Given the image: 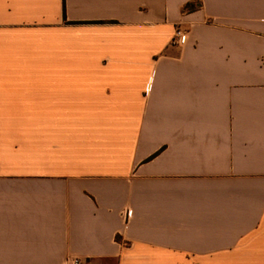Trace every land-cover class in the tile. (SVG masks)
I'll return each mask as SVG.
<instances>
[{"label":"crops","instance_id":"obj_1","mask_svg":"<svg viewBox=\"0 0 264 264\" xmlns=\"http://www.w3.org/2000/svg\"><path fill=\"white\" fill-rule=\"evenodd\" d=\"M72 260L264 264V0H0V264Z\"/></svg>","mask_w":264,"mask_h":264},{"label":"built area","instance_id":"obj_2","mask_svg":"<svg viewBox=\"0 0 264 264\" xmlns=\"http://www.w3.org/2000/svg\"><path fill=\"white\" fill-rule=\"evenodd\" d=\"M172 42L178 46H183L186 42V35L181 30L176 29L174 32ZM127 215H129V212L127 213ZM68 264H79V262L76 260H72Z\"/></svg>","mask_w":264,"mask_h":264},{"label":"trees","instance_id":"obj_3","mask_svg":"<svg viewBox=\"0 0 264 264\" xmlns=\"http://www.w3.org/2000/svg\"><path fill=\"white\" fill-rule=\"evenodd\" d=\"M193 9H194V7H193L191 4H187V5L185 6V8H184V10H185V11H188V12L193 11Z\"/></svg>","mask_w":264,"mask_h":264}]
</instances>
